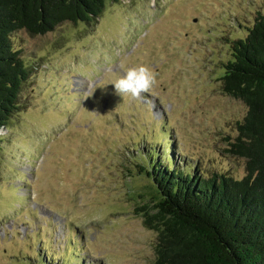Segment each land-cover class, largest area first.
<instances>
[{
  "label": "rangeland",
  "instance_id": "1",
  "mask_svg": "<svg viewBox=\"0 0 264 264\" xmlns=\"http://www.w3.org/2000/svg\"><path fill=\"white\" fill-rule=\"evenodd\" d=\"M258 12L264 0H110L93 22L12 33L31 73L0 156V264H157L136 160L153 144L179 168L245 175L226 148L247 107L219 77ZM139 65L153 86L118 94Z\"/></svg>",
  "mask_w": 264,
  "mask_h": 264
},
{
  "label": "trees",
  "instance_id": "2",
  "mask_svg": "<svg viewBox=\"0 0 264 264\" xmlns=\"http://www.w3.org/2000/svg\"><path fill=\"white\" fill-rule=\"evenodd\" d=\"M108 1L0 0V156L31 73L12 33L39 35L66 21L93 22ZM244 30L228 38L219 80L224 93L247 107L226 148L245 159V175L179 168L153 144L136 160L148 185L132 199L144 225L156 231L157 264H264V13ZM39 261L48 264L44 256Z\"/></svg>",
  "mask_w": 264,
  "mask_h": 264
},
{
  "label": "clouds",
  "instance_id": "3",
  "mask_svg": "<svg viewBox=\"0 0 264 264\" xmlns=\"http://www.w3.org/2000/svg\"><path fill=\"white\" fill-rule=\"evenodd\" d=\"M155 83L153 71L146 65L130 68L115 81L114 86L118 94H129L132 97H140L146 93Z\"/></svg>",
  "mask_w": 264,
  "mask_h": 264
}]
</instances>
